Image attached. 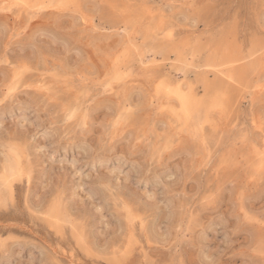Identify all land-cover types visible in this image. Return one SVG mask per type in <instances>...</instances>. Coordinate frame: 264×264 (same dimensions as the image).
<instances>
[{"label":"rangeland","instance_id":"374dc122","mask_svg":"<svg viewBox=\"0 0 264 264\" xmlns=\"http://www.w3.org/2000/svg\"><path fill=\"white\" fill-rule=\"evenodd\" d=\"M0 264H264V0H0Z\"/></svg>","mask_w":264,"mask_h":264},{"label":"bare ground","instance_id":"6f19581e","mask_svg":"<svg viewBox=\"0 0 264 264\" xmlns=\"http://www.w3.org/2000/svg\"><path fill=\"white\" fill-rule=\"evenodd\" d=\"M170 46L171 45H160V47H162L161 49H170L172 51L178 50V48H176V47L170 48ZM252 53H251V55H254L255 54V53L254 54H252ZM228 59H229V61H234L235 59H237V57L231 56ZM251 65H253V64L251 63ZM258 68H259V66L257 64L251 66L250 67L251 75L257 74L258 73ZM247 69H249V68H247ZM250 71L247 72L245 75H248L250 73ZM254 75L251 77V80H250L251 84H252V80H253ZM168 90H170L172 93H174L175 95H177L179 97V100H180V102L182 104V112H183V114H187L188 108H190V107L192 108V107H195L196 106V108H198V104L192 105L193 104V102H191L192 98H190L186 94H184L183 88L181 87V85H180L179 82H172L171 84H169V89ZM12 162H13V165L15 166L14 169L16 170V168L19 167L20 161L15 157L14 161H12Z\"/></svg>","mask_w":264,"mask_h":264}]
</instances>
